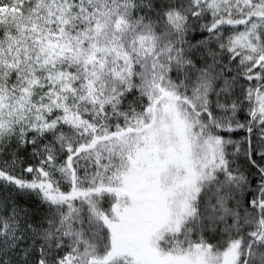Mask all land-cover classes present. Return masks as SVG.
<instances>
[{
	"label": "snow or ice",
	"instance_id": "snow-or-ice-1",
	"mask_svg": "<svg viewBox=\"0 0 264 264\" xmlns=\"http://www.w3.org/2000/svg\"><path fill=\"white\" fill-rule=\"evenodd\" d=\"M0 264H264V0H0Z\"/></svg>",
	"mask_w": 264,
	"mask_h": 264
}]
</instances>
